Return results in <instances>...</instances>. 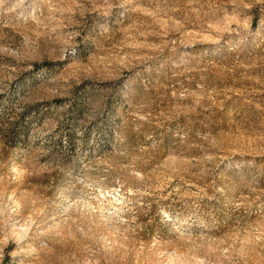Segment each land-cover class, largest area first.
Wrapping results in <instances>:
<instances>
[{"label": "rangeland", "instance_id": "rangeland-1", "mask_svg": "<svg viewBox=\"0 0 264 264\" xmlns=\"http://www.w3.org/2000/svg\"><path fill=\"white\" fill-rule=\"evenodd\" d=\"M0 264H264V0H0Z\"/></svg>", "mask_w": 264, "mask_h": 264}]
</instances>
